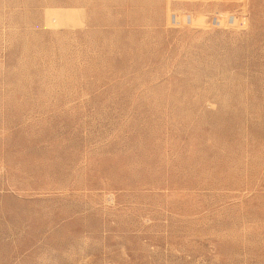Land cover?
Returning <instances> with one entry per match:
<instances>
[{
	"label": "rangeland",
	"instance_id": "rangeland-1",
	"mask_svg": "<svg viewBox=\"0 0 264 264\" xmlns=\"http://www.w3.org/2000/svg\"><path fill=\"white\" fill-rule=\"evenodd\" d=\"M0 264H264V0H0Z\"/></svg>",
	"mask_w": 264,
	"mask_h": 264
}]
</instances>
